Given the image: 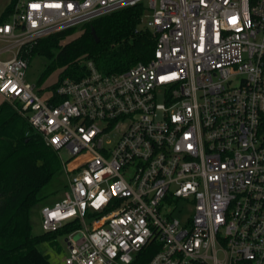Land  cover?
<instances>
[{"label": "built area", "instance_id": "built-area-1", "mask_svg": "<svg viewBox=\"0 0 264 264\" xmlns=\"http://www.w3.org/2000/svg\"><path fill=\"white\" fill-rule=\"evenodd\" d=\"M138 4L149 62L27 82L41 39ZM0 95L67 175L42 209L45 232L78 225L63 264H134L155 240L148 264H264V0H15Z\"/></svg>", "mask_w": 264, "mask_h": 264}, {"label": "trees", "instance_id": "trees-1", "mask_svg": "<svg viewBox=\"0 0 264 264\" xmlns=\"http://www.w3.org/2000/svg\"><path fill=\"white\" fill-rule=\"evenodd\" d=\"M13 1L0 17V23L9 18ZM144 14V4H138L41 39L28 55L29 59L39 55L49 60L37 85L57 70L58 81L50 89L66 79L80 81L88 74L89 61L104 75L149 62L154 57L157 39L142 27ZM79 30L82 33L78 37L62 44ZM29 130L27 120L14 105L7 101L0 104V264H54L46 245L54 246L59 235L78 227L75 224L54 233L33 234L30 211L62 167L57 153L39 134L27 135ZM159 249L153 241L138 254L134 264H148Z\"/></svg>", "mask_w": 264, "mask_h": 264}, {"label": "rangeland", "instance_id": "rangeland-1", "mask_svg": "<svg viewBox=\"0 0 264 264\" xmlns=\"http://www.w3.org/2000/svg\"><path fill=\"white\" fill-rule=\"evenodd\" d=\"M12 0H0V17L4 13L5 9L9 6ZM82 33V30L77 31L75 34L69 36L62 44H65L74 38L78 37ZM49 63V60L45 57L35 55L29 59V68L26 74L27 82L31 84L38 83V79L41 73L45 70L46 65ZM60 70L53 72L40 86V89H43V92L47 93L53 84L58 81ZM48 87V88H47ZM4 102V97L0 95V103ZM62 156L66 159H72L73 157L67 150H63ZM68 188V178L63 169H60L52 181L42 190L41 200L36 204L30 211V220L32 225L33 234L41 235L45 231L42 227V209L46 206H52L57 201L63 198L64 191ZM66 235L61 234L54 241V246L50 247L46 245L47 248L53 256L54 264H63L65 256L68 254Z\"/></svg>", "mask_w": 264, "mask_h": 264}, {"label": "water", "instance_id": "water-1", "mask_svg": "<svg viewBox=\"0 0 264 264\" xmlns=\"http://www.w3.org/2000/svg\"><path fill=\"white\" fill-rule=\"evenodd\" d=\"M92 34H93V36L95 37L96 42H99V39H98V37H97L96 32H95L94 29H92Z\"/></svg>", "mask_w": 264, "mask_h": 264}, {"label": "crops", "instance_id": "crops-1", "mask_svg": "<svg viewBox=\"0 0 264 264\" xmlns=\"http://www.w3.org/2000/svg\"><path fill=\"white\" fill-rule=\"evenodd\" d=\"M6 9H7V8H6ZM6 9H5V10H6ZM4 101H5V100H4ZM0 104H1V103H0ZM52 257H53V256H52Z\"/></svg>", "mask_w": 264, "mask_h": 264}]
</instances>
